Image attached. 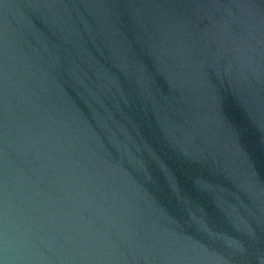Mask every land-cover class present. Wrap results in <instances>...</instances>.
<instances>
[{
    "label": "water",
    "instance_id": "1",
    "mask_svg": "<svg viewBox=\"0 0 264 264\" xmlns=\"http://www.w3.org/2000/svg\"><path fill=\"white\" fill-rule=\"evenodd\" d=\"M0 264H264V0H0Z\"/></svg>",
    "mask_w": 264,
    "mask_h": 264
}]
</instances>
